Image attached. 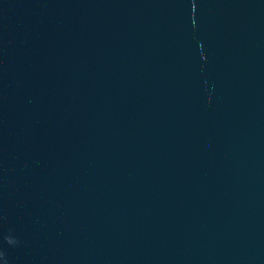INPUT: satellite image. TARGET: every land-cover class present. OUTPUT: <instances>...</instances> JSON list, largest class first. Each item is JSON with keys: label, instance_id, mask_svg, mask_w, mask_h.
Returning a JSON list of instances; mask_svg holds the SVG:
<instances>
[{"label": "water", "instance_id": "95a60500", "mask_svg": "<svg viewBox=\"0 0 264 264\" xmlns=\"http://www.w3.org/2000/svg\"><path fill=\"white\" fill-rule=\"evenodd\" d=\"M73 264H264V0H77Z\"/></svg>", "mask_w": 264, "mask_h": 264}]
</instances>
